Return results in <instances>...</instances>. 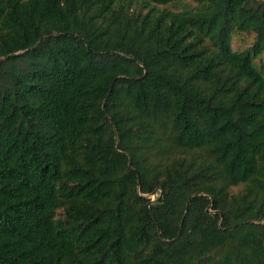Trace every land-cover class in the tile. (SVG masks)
<instances>
[{
  "label": "trees",
  "instance_id": "trees-1",
  "mask_svg": "<svg viewBox=\"0 0 264 264\" xmlns=\"http://www.w3.org/2000/svg\"><path fill=\"white\" fill-rule=\"evenodd\" d=\"M0 264H264V0H0Z\"/></svg>",
  "mask_w": 264,
  "mask_h": 264
},
{
  "label": "rangeland",
  "instance_id": "rangeland-1",
  "mask_svg": "<svg viewBox=\"0 0 264 264\" xmlns=\"http://www.w3.org/2000/svg\"><path fill=\"white\" fill-rule=\"evenodd\" d=\"M252 40L250 35H240L235 34L231 38V47L233 49H242L248 45Z\"/></svg>",
  "mask_w": 264,
  "mask_h": 264
}]
</instances>
